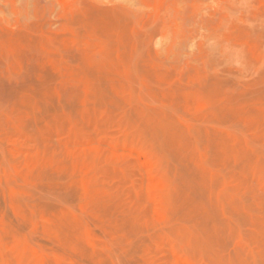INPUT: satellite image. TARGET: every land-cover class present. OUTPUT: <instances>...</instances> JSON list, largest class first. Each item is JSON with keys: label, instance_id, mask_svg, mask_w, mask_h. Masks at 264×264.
I'll return each mask as SVG.
<instances>
[{"label": "rangeland", "instance_id": "374dc122", "mask_svg": "<svg viewBox=\"0 0 264 264\" xmlns=\"http://www.w3.org/2000/svg\"><path fill=\"white\" fill-rule=\"evenodd\" d=\"M0 157V264H264V0H0Z\"/></svg>", "mask_w": 264, "mask_h": 264}, {"label": "bare ground", "instance_id": "6f19581e", "mask_svg": "<svg viewBox=\"0 0 264 264\" xmlns=\"http://www.w3.org/2000/svg\"><path fill=\"white\" fill-rule=\"evenodd\" d=\"M113 149V148H112ZM115 150V149H114ZM121 155V154H120ZM140 156H143V154L142 155H140ZM142 158V157H141ZM2 158L0 157V160H1ZM1 164H2V161H1ZM148 165V164H147ZM74 214V213H73ZM33 250V249H32Z\"/></svg>", "mask_w": 264, "mask_h": 264}]
</instances>
